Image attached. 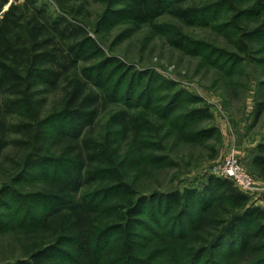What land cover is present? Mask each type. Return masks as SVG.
I'll return each mask as SVG.
<instances>
[{
  "label": "trees",
  "instance_id": "16d2710c",
  "mask_svg": "<svg viewBox=\"0 0 264 264\" xmlns=\"http://www.w3.org/2000/svg\"><path fill=\"white\" fill-rule=\"evenodd\" d=\"M53 1L64 12H77L71 6L76 0ZM104 2L107 7L98 27L105 29V24L108 30L124 13L136 28L157 31V20L164 15L185 27H208L224 12H232L226 24L235 30L229 33L231 39L238 38L229 55L205 49L183 35L171 41L213 63L227 59V73L245 59L242 54L251 58L260 51L258 44L264 41V0L255 7L246 0ZM8 4L0 0V163L10 148L19 149V155L7 157L16 176L0 188V212L25 207L26 216L15 218L10 211L9 221L38 223L25 231L34 242L27 256L11 264H160L156 254L166 248L173 254L170 264H204L206 256L214 257L210 264H264V210L252 206L250 196L233 181L210 176L200 189L146 194L125 173L128 165L157 167L169 160L157 150L145 153L152 136L143 132V124L149 128L150 112L158 111V118L185 141L205 145L219 134L210 108L180 90L158 108L161 91L169 92L175 85L150 72L134 73L133 88L124 90L125 80L117 87L102 69L122 63L105 59L91 64L93 55L103 51L82 26L64 15L54 19L36 0L14 2L4 11ZM253 19L256 22L250 23ZM137 79L147 81L146 91L133 90ZM57 94L61 98L49 108L50 98ZM110 104L114 110L102 125L101 115ZM262 114L264 102L255 107L256 122ZM206 122L212 123L204 126ZM115 129L121 140L118 147L108 137ZM124 142L134 149L119 162ZM252 153L251 168L264 180V142ZM43 172L48 175L43 177ZM149 209L155 214H148ZM222 212L233 216L225 219ZM145 229L156 243L143 260L139 242ZM196 232L207 235V245L184 255L185 244L194 241Z\"/></svg>",
  "mask_w": 264,
  "mask_h": 264
},
{
  "label": "rangeland",
  "instance_id": "374dc122",
  "mask_svg": "<svg viewBox=\"0 0 264 264\" xmlns=\"http://www.w3.org/2000/svg\"><path fill=\"white\" fill-rule=\"evenodd\" d=\"M246 1L250 7H255V2H258V0ZM14 2L19 4L24 0H9L4 11H7L6 9H9ZM36 3L46 5L54 19L64 15L71 22L82 26L88 36L98 43L103 54L96 52L91 64L102 63L105 59L113 60L112 63H115V60H117L116 63H122L124 68L123 66L110 65L102 69L106 72V77L113 80V84L117 87L125 80L124 90L133 88V83L136 80L134 73L150 72L175 85L173 90L169 87L171 89L169 92L161 91L163 100H160L159 103L162 104L157 105L158 108L167 105L170 102L169 97H172L170 94H174L177 90L187 91L191 95L197 96L202 100L204 106L210 108L213 114V125L218 128L219 134L217 137L210 138L205 145H194L185 141L158 118V111L154 113L153 110L148 114L147 119L151 124L148 123L149 128H147L144 123L143 132L152 138L145 146V153L157 150L161 153L160 155L166 156L169 160L163 166L158 165L157 167L147 166V164L142 167L139 164L126 166L125 173L136 188H140L146 194L186 187L200 189L207 183L210 176H215V172L223 168L230 156L236 155L240 166L253 180L254 192L249 193L251 205L264 210V180L258 177L251 168L252 152L264 142V114L257 122L255 121V107L258 103L264 102V94L260 92L264 91V87H261V82L264 81V41L258 44L260 51L252 55L251 58L242 54L241 57L245 59L238 62L237 67L227 73L224 70L227 59L223 60L224 63L221 61V64L213 63L198 54L178 49L171 41L180 40L183 35L189 40L198 42L205 49L229 55L236 50L233 43L238 38L231 39L229 33H234L235 30H232L231 24H226L231 20L232 12H224L208 27H185L170 16L164 15L157 20V24L160 25L157 31L148 26L136 28L129 16L124 13L117 16L119 22H112L113 24L108 30L109 26L105 24V29L98 27L107 7L104 0H76L71 4L74 11H77L75 13L64 12L53 0H36ZM262 8L264 12V5ZM203 17L205 16L203 15ZM262 19L264 20V14ZM252 21L250 23L256 22V19ZM252 27L254 29L255 24ZM102 70L96 74H100ZM96 74L93 76L98 78ZM146 84L147 81L142 84V81L137 79V86L133 90L138 89V93L146 91ZM60 98V94L50 98L49 108ZM110 106L101 115L102 125L107 123L108 115L114 110V104H110ZM188 107L191 109L194 106L188 105ZM160 113L162 112L160 111ZM212 122H206L204 126L210 125ZM101 133L98 130L96 134L100 135ZM108 137L113 141L115 147L121 145L118 129L113 130L111 136ZM133 149L130 142H124L118 154L120 158L118 161L130 157ZM18 150L10 148L4 154L0 163V188L16 176L13 170L14 166L7 157L19 155ZM47 175L48 173H42L43 177ZM45 207H49L47 202H45ZM46 210H50V208ZM10 211L13 212L12 217L15 218L19 215H27L26 208L19 206L12 210L9 209V211L0 212V222L2 223L0 225V264H11L24 259L27 256L25 254L27 247L34 243L26 238L28 233L25 231L31 225L38 226L37 222L30 219L25 225L15 219L9 221ZM151 211L149 209L147 213L152 214ZM222 214L225 219H227L226 215L228 219L233 216L231 212L229 214L222 212ZM13 222L19 224V228H15ZM142 235L139 243L140 252L143 253L141 258L144 260L147 250L156 242L152 240L154 237L146 229ZM35 237L42 239V236ZM191 237L194 241L189 240V243L185 244L184 255L202 248L201 246L206 244L204 242L208 241L207 235L197 234V232ZM46 241H48V236H46ZM156 255L160 264L162 262L170 264L173 254L166 248ZM213 259L214 257L211 259L210 256H206L204 264H210ZM180 262L183 260L180 259Z\"/></svg>",
  "mask_w": 264,
  "mask_h": 264
},
{
  "label": "built area",
  "instance_id": "2783aa9c",
  "mask_svg": "<svg viewBox=\"0 0 264 264\" xmlns=\"http://www.w3.org/2000/svg\"><path fill=\"white\" fill-rule=\"evenodd\" d=\"M215 174L220 179L233 181L237 188L248 195L254 192L253 180L240 166L239 159H237L236 155L230 156L223 168L219 169Z\"/></svg>",
  "mask_w": 264,
  "mask_h": 264
},
{
  "label": "water",
  "instance_id": "95a60500",
  "mask_svg": "<svg viewBox=\"0 0 264 264\" xmlns=\"http://www.w3.org/2000/svg\"><path fill=\"white\" fill-rule=\"evenodd\" d=\"M6 10H8V9H6Z\"/></svg>",
  "mask_w": 264,
  "mask_h": 264
}]
</instances>
